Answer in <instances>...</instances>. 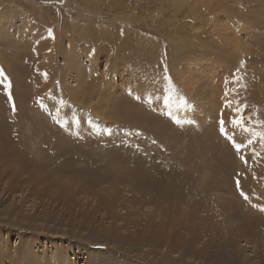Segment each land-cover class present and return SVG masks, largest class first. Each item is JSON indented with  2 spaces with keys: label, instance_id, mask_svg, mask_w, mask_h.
I'll list each match as a JSON object with an SVG mask.
<instances>
[{
  "label": "rangeland",
  "instance_id": "rangeland-1",
  "mask_svg": "<svg viewBox=\"0 0 264 264\" xmlns=\"http://www.w3.org/2000/svg\"><path fill=\"white\" fill-rule=\"evenodd\" d=\"M0 72V264H264V0H0Z\"/></svg>",
  "mask_w": 264,
  "mask_h": 264
},
{
  "label": "snow or ice",
  "instance_id": "snow-or-ice-1",
  "mask_svg": "<svg viewBox=\"0 0 264 264\" xmlns=\"http://www.w3.org/2000/svg\"><path fill=\"white\" fill-rule=\"evenodd\" d=\"M48 34H49V37L52 36V30L51 29H49ZM241 66H243V61H241ZM44 75L46 76L47 74L45 73ZM0 76H3L2 72H0ZM234 123L239 124V123H241V120H236V121H234ZM221 131H223V128L221 129Z\"/></svg>",
  "mask_w": 264,
  "mask_h": 264
},
{
  "label": "bare ground",
  "instance_id": "bare-ground-1",
  "mask_svg": "<svg viewBox=\"0 0 264 264\" xmlns=\"http://www.w3.org/2000/svg\"><path fill=\"white\" fill-rule=\"evenodd\" d=\"M122 118V117H121ZM249 248V247H248ZM13 264H17V263H13Z\"/></svg>",
  "mask_w": 264,
  "mask_h": 264
}]
</instances>
